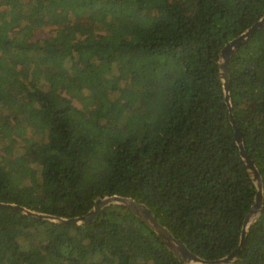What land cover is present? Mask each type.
I'll use <instances>...</instances> for the list:
<instances>
[{
	"label": "trees",
	"instance_id": "16d2710c",
	"mask_svg": "<svg viewBox=\"0 0 264 264\" xmlns=\"http://www.w3.org/2000/svg\"><path fill=\"white\" fill-rule=\"evenodd\" d=\"M264 0H0V264H264ZM21 207L30 216L3 207ZM53 218V219H50Z\"/></svg>",
	"mask_w": 264,
	"mask_h": 264
},
{
	"label": "water",
	"instance_id": "95a60500",
	"mask_svg": "<svg viewBox=\"0 0 264 264\" xmlns=\"http://www.w3.org/2000/svg\"><path fill=\"white\" fill-rule=\"evenodd\" d=\"M262 24H264V17L259 23L255 25L254 28ZM250 32L251 31H248V33L242 35L239 39L234 40L230 42L229 44H227L225 48L221 51V62H220V68L222 69L221 77L224 80L225 101L229 106V111L231 114V117H230L231 124L235 130V136H236L237 143L239 145L240 155L245 162V165L249 171V174L252 180L257 184V188H258L255 203L253 207L251 208L245 220V223H244L239 249L233 251L230 255L218 261H214V262L203 261L197 256L193 255L183 244L177 241L167 231V229H165V227L159 224L157 219L152 215V213L149 211V209L144 204L138 203L137 201L131 198L120 197V196H111V197H107L104 199H98L95 202V206L93 207V209L86 216L67 220L66 223L78 224V225L84 224V223H90L96 218L100 210H102L103 208L110 206V205H115V204L123 205L129 208L135 214V216H137L138 218L143 220L145 223H147L157 233L158 237L162 240L165 246L168 249L172 250L177 256V258L185 264H232L237 259L239 250L241 249L242 243L247 234V227H249L253 223V221L257 218L259 212L262 211V207H263V192H262L263 181H262L259 171L257 170L256 166L253 164L252 160L250 159V157L248 156V154L246 153L243 147L242 134L240 130L237 128L236 123L233 119L231 103L229 102L230 96L228 93L229 86H228L227 66H228L229 58L231 54L233 53L234 49L245 39L246 36H248ZM2 206L9 208V209L20 211L27 215L29 214L30 216H40L43 218H47L46 216H43V215L31 213L21 207H13L11 205H2ZM50 219H53V218H50Z\"/></svg>",
	"mask_w": 264,
	"mask_h": 264
}]
</instances>
